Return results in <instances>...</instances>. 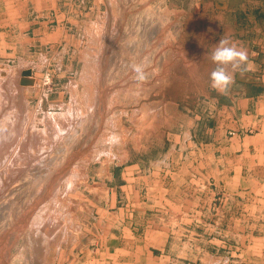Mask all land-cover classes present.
<instances>
[{"label": "rangeland", "instance_id": "rangeland-1", "mask_svg": "<svg viewBox=\"0 0 264 264\" xmlns=\"http://www.w3.org/2000/svg\"><path fill=\"white\" fill-rule=\"evenodd\" d=\"M23 1L2 13L0 264H213L218 248L219 264H264V148L237 140L262 132L264 0H73L26 49L17 34L37 18ZM224 36L248 52L227 95L209 80ZM230 179L253 214L211 249L188 232L215 231L210 198L222 205Z\"/></svg>", "mask_w": 264, "mask_h": 264}, {"label": "crops", "instance_id": "crops-1", "mask_svg": "<svg viewBox=\"0 0 264 264\" xmlns=\"http://www.w3.org/2000/svg\"><path fill=\"white\" fill-rule=\"evenodd\" d=\"M10 0H0V16L2 15V13L5 12V10H8L10 8ZM37 3H35V5L30 7H27L29 4L26 1H23L22 3V7H18L19 10H23V11H27L28 8L31 9V11L33 12L34 10L36 11V15L35 17L37 18L36 20H34L33 23H31L30 26L24 27V29H20L18 32V37L20 40H22L23 43H18V45L16 47H23L25 46L24 49H26V47L30 46V43L27 44V41H31L32 39L36 40H41L40 44H45L47 43L46 38H49L52 34H54L53 32L55 30H59L62 26H65V21L66 19V15H68V13L70 11L73 10L74 6L72 5V1L73 0H35ZM48 1V2H46ZM8 4V6L6 7V5ZM9 7V8H8ZM46 13V14H44ZM50 16L51 19H48V17ZM20 27L21 24L23 23L20 21ZM11 20L10 17L7 15H2L0 17V47L2 46V58L3 59H9L10 58V51L7 52V50L10 48L11 46ZM13 26H15V24H13ZM16 33V32H15ZM34 38H32V37ZM18 42V41H17ZM250 88V87H249ZM259 92H261L262 94H260L257 99L259 100V106L261 107V110L259 111V114L262 117V132L259 133V137H248V139H244L239 137L237 140L240 142H244L246 145H248L245 149L247 151H250V154L252 153L253 155H257L258 153H262V148H264V145H260L258 142L256 144H254L255 140L257 141H264V85H260V87L258 88ZM250 101H253V98H245L243 100L238 101L240 104H242L243 106H246L250 103ZM260 121V120H259ZM252 139V140H251ZM251 141L252 144H251ZM232 179H230V181H228L227 183V191L228 194L226 196V200L223 201L222 205L217 206L216 204V208L215 206L213 207L212 205V200L214 197L210 198L211 201V209H210V205L208 208V213L210 215V219L211 221H213V218L215 217V221H214V225H211L210 228H212V230H215L214 232H210V233H203L200 229H192L190 232H188L189 235H194V236H200V235H204L208 234V237H211L210 240H206L205 239H198L200 242L203 243L204 246H211L210 244H208V242L210 243H218L220 244L219 241V235H244L245 232L244 231H240V233H238L237 231H234L233 228V224L235 222V220H240V219H249L250 215L253 214L251 213V211H247L243 206V201L246 200L247 198L245 197H241L240 201L238 197H235L234 195V186L232 185ZM260 203H261V198L257 199ZM209 201V202H210ZM208 202V203H209ZM247 203H251L250 200L248 199ZM236 204H241L243 211L240 214L235 213V206ZM255 206H257L256 203H253ZM260 205V204H259ZM193 214V212H192ZM203 214V210L198 209V211L196 210V215L194 218L197 217H201ZM183 215H185V219L189 220L186 216L187 213H183ZM214 216V217H213ZM240 216H242V218H240ZM191 217V216H190ZM259 218H261L262 220H264V215H260ZM253 234V233H252ZM180 244H182V242H180ZM221 246V245H220ZM213 247L211 246V249ZM184 249L183 252L188 253V251H195V252H201L202 248L196 244H190V243H186L183 244L179 250ZM214 249V248H213ZM154 251V249H152ZM170 246L168 248V251L171 252ZM213 251V250H211ZM221 251L220 248L218 249H214V256L212 257L214 258V261H216L217 263H213V264H219L220 260L222 259V257H220L219 252ZM224 252V251H223ZM178 257H180V255H178ZM169 259V257H167ZM223 259L226 261V263L223 262V264H230L231 260L229 259V257H226ZM169 261V260H168ZM178 264H190L189 261L187 262L186 257L184 259H178ZM243 262V261H242ZM245 262V260H244ZM245 264H255L253 259H249Z\"/></svg>", "mask_w": 264, "mask_h": 264}, {"label": "clouds", "instance_id": "clouds-1", "mask_svg": "<svg viewBox=\"0 0 264 264\" xmlns=\"http://www.w3.org/2000/svg\"><path fill=\"white\" fill-rule=\"evenodd\" d=\"M208 56L215 65L209 74L210 87L221 95H227L235 82L234 74L241 70L248 61L247 49L240 43L224 36L212 48ZM133 68L138 74V78L143 79L141 65H133ZM240 74H243L242 71Z\"/></svg>", "mask_w": 264, "mask_h": 264}, {"label": "bare ground", "instance_id": "bare-ground-1", "mask_svg": "<svg viewBox=\"0 0 264 264\" xmlns=\"http://www.w3.org/2000/svg\"><path fill=\"white\" fill-rule=\"evenodd\" d=\"M49 134H50V132H49ZM40 135H41V134H40ZM48 137H49V136H48ZM48 137H47V138H48ZM45 138H46V137H45ZM47 138H46V139H47ZM17 157H18V156H17ZM18 159H19V158H18Z\"/></svg>", "mask_w": 264, "mask_h": 264}]
</instances>
